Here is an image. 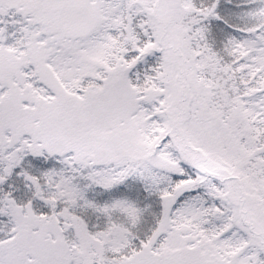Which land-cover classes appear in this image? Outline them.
I'll list each match as a JSON object with an SVG mask.
<instances>
[{
	"label": "snow or ice",
	"instance_id": "obj_1",
	"mask_svg": "<svg viewBox=\"0 0 264 264\" xmlns=\"http://www.w3.org/2000/svg\"><path fill=\"white\" fill-rule=\"evenodd\" d=\"M0 264H264V0H0Z\"/></svg>",
	"mask_w": 264,
	"mask_h": 264
}]
</instances>
